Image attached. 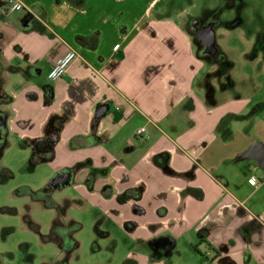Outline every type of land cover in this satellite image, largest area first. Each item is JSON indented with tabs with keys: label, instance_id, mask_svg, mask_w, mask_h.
I'll list each match as a JSON object with an SVG mask.
<instances>
[{
	"label": "crops",
	"instance_id": "crops-1",
	"mask_svg": "<svg viewBox=\"0 0 264 264\" xmlns=\"http://www.w3.org/2000/svg\"><path fill=\"white\" fill-rule=\"evenodd\" d=\"M20 1L27 8L6 15L10 0H0L9 104L19 102L15 86L36 89L34 76L69 49L80 54L50 80L49 102L25 114L35 153L67 158L53 169L64 180L53 192L71 186L75 200L118 211L126 264H176L168 257L181 239L197 246V264H264V113L253 95L219 89L201 70L178 0ZM142 127L148 139L136 135Z\"/></svg>",
	"mask_w": 264,
	"mask_h": 264
},
{
	"label": "rangeland",
	"instance_id": "rangeland-1",
	"mask_svg": "<svg viewBox=\"0 0 264 264\" xmlns=\"http://www.w3.org/2000/svg\"><path fill=\"white\" fill-rule=\"evenodd\" d=\"M175 11L181 12L178 17L191 35L194 56L205 61L201 70L217 78V88L253 95L264 113V0H178ZM203 28L213 32L216 54L204 51L197 35ZM25 74L32 76L29 69ZM48 74L34 76L36 89L15 86L19 102L0 104V117H8L6 125H0V264H126L132 246L127 228L113 218L118 211L92 198L75 200L81 192L71 186L59 192H53V186L51 192L45 190L53 169L67 158L57 152L48 161L36 159L35 144L23 139L34 127L25 114L38 113L49 102L46 94L53 82ZM2 76L0 71V84ZM7 93L12 98L11 90ZM4 97L0 91V103ZM46 202L56 206L48 207ZM56 221L64 227L58 233L52 229ZM73 222L80 223L81 229L73 231ZM72 241L77 245L70 248ZM198 255L194 246L181 239L168 259L197 264Z\"/></svg>",
	"mask_w": 264,
	"mask_h": 264
},
{
	"label": "built area",
	"instance_id": "built-area-1",
	"mask_svg": "<svg viewBox=\"0 0 264 264\" xmlns=\"http://www.w3.org/2000/svg\"><path fill=\"white\" fill-rule=\"evenodd\" d=\"M27 8V6L20 0H10L8 8L6 9V15H11L12 13ZM80 56V54L74 50L69 49L61 58H59L52 70L48 74V78L51 81H57L59 79L64 78L72 63ZM136 135L139 137H144L146 139L149 138L147 134V129L145 127L139 128L136 132ZM250 182L252 184H256L260 182V180L256 177H253ZM204 264H212V262H205Z\"/></svg>",
	"mask_w": 264,
	"mask_h": 264
},
{
	"label": "trees",
	"instance_id": "trees-1",
	"mask_svg": "<svg viewBox=\"0 0 264 264\" xmlns=\"http://www.w3.org/2000/svg\"><path fill=\"white\" fill-rule=\"evenodd\" d=\"M0 91H1V89H0ZM1 93H2V91H1ZM4 98H6V99H3L2 101H1V103L0 104H6V103H9V100H8V98L5 96ZM44 151L46 152V154H50L51 155V153H52V148L50 147V146H46L45 148H44ZM37 158H41L40 157V155H39V153H36V159ZM42 159V158H41ZM196 195L199 197L200 196V193H196ZM42 198V197H41ZM46 204H48V202H46ZM54 206L53 204H48V205H46V206ZM79 224H74L73 225V231H75V230H79ZM53 232L54 233H58L59 231H62V230H64V227H61L60 226V223H59V221H56V224H54V226H53ZM65 239H66V241H67V238H69V237H64ZM65 239H63V241H65ZM64 245H66V243L64 244ZM71 245V244H70ZM70 245H68V247H75L76 245H77V243L75 242V241H72V245L70 246ZM195 249L197 250V246L195 247ZM217 254H218V252H216ZM205 256V255H204ZM217 257V256H216Z\"/></svg>",
	"mask_w": 264,
	"mask_h": 264
},
{
	"label": "flooded vegetation",
	"instance_id": "flooded-vegetation-1",
	"mask_svg": "<svg viewBox=\"0 0 264 264\" xmlns=\"http://www.w3.org/2000/svg\"><path fill=\"white\" fill-rule=\"evenodd\" d=\"M197 27L198 26H195L194 28H196L197 29ZM208 33V32H207ZM206 33V31L204 30V31H201V29H199L198 31H197V35L199 36V38L201 39V42H202V44L204 45V47H205V49H204V51H207V53H211V52H214V54H216L215 53V49H216V47H215V43L213 44L212 42V39L209 37V35ZM215 49H214V48ZM216 56V55H215ZM212 59V58H211ZM214 59H216V58H214ZM218 60H222L223 58H217ZM206 60V59H205ZM6 125V119H5V117L4 118H1L0 117V125ZM53 186V185H52ZM47 191H51L52 190V187L51 188H48V189H46Z\"/></svg>",
	"mask_w": 264,
	"mask_h": 264
},
{
	"label": "water",
	"instance_id": "water-1",
	"mask_svg": "<svg viewBox=\"0 0 264 264\" xmlns=\"http://www.w3.org/2000/svg\"><path fill=\"white\" fill-rule=\"evenodd\" d=\"M204 30L206 31V33L208 32L207 34L209 35V37L212 39V41L214 43V39L213 38H215V37H214L213 32L210 31L209 29H206V28L201 29V31H204ZM106 111H107V108L102 106V108L100 109L99 114L102 115V114L106 113ZM62 181H64V180L60 176H58L57 178L52 180V185L55 186L56 184H59V182H62Z\"/></svg>",
	"mask_w": 264,
	"mask_h": 264
}]
</instances>
